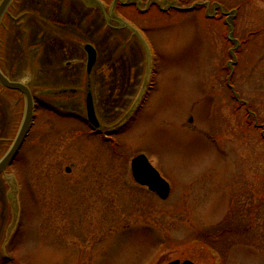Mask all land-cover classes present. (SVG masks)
<instances>
[{
  "label": "rangeland",
  "instance_id": "obj_1",
  "mask_svg": "<svg viewBox=\"0 0 264 264\" xmlns=\"http://www.w3.org/2000/svg\"><path fill=\"white\" fill-rule=\"evenodd\" d=\"M62 1L17 0L27 27L0 28L5 71L37 104L6 169L16 213L0 175V264H264V0ZM54 13L52 34L76 41L33 40ZM15 100L0 90V156L23 117ZM138 152L166 199L133 180Z\"/></svg>",
  "mask_w": 264,
  "mask_h": 264
},
{
  "label": "water",
  "instance_id": "obj_2",
  "mask_svg": "<svg viewBox=\"0 0 264 264\" xmlns=\"http://www.w3.org/2000/svg\"><path fill=\"white\" fill-rule=\"evenodd\" d=\"M10 2L11 0H1L0 20ZM85 49L87 51V71L89 72L93 67V65L95 64L97 53L95 48L91 44H86ZM0 84L9 89H14L22 92L25 98L24 115L19 130L17 132V135L13 140L12 144L10 145V147L8 148V150L0 158V174H1L4 173L6 167L14 159L15 155L19 150V147L21 146L30 128L33 119L34 100L32 93L26 84L20 81L9 79L7 76L4 75L1 68H0ZM86 112L89 123L95 128L98 127L99 122L95 114L93 99L90 92L87 93ZM131 168H132L133 176L136 179V181H138L141 184L148 185V187L151 190L156 191L158 195H160V197L162 198H166L168 196L170 191L169 183L160 175L158 170L155 167H153V165L149 162V160L144 154H139L132 159ZM4 177L10 185V189L7 193V197L10 201L12 209L16 213L18 209L17 207L18 186L12 174L5 173ZM166 264H194V263L191 260H184L181 262L180 260L176 259Z\"/></svg>",
  "mask_w": 264,
  "mask_h": 264
},
{
  "label": "flooded vegetation",
  "instance_id": "obj_3",
  "mask_svg": "<svg viewBox=\"0 0 264 264\" xmlns=\"http://www.w3.org/2000/svg\"><path fill=\"white\" fill-rule=\"evenodd\" d=\"M64 1V2H63ZM62 1V3H61V5L60 4H58V6H59V11L61 12V9L63 8H65V5L64 4H66L67 2H66V0H63ZM78 2H79V4L81 5V3H83L84 1H86V0H77ZM139 1V0H138ZM74 2L75 3H72V5L75 7V8H77V6H78V4H77V2L74 0ZM148 2V3H147ZM147 2H146V5H149L150 4V1L149 0H147ZM16 3H17V0H12V2L10 3V5L8 6V8H7V10L5 11V13H4V15H3V24H2V28L3 29H5L6 28V24H7V21H9V22H11L12 24H14V25H17V26H19V27H22V25L24 26V27H27L26 25H25V22H27V20L25 21L24 19H23V16H21V14L20 13H17L16 15H15V12H16V10H17V7H16ZM158 3L160 4V1H158ZM129 4H134V3H129ZM136 4V3H135ZM139 4H140V2H139ZM138 4V5H139ZM70 5H71V3H70ZM174 5V4H173ZM243 4H237V7H241ZM137 6V5H136ZM167 7H169V5L168 6H166L165 8H167ZM136 8H139V9H142V8H140V7H136ZM143 8H145V7H143ZM54 14H56L57 16H56V18H46V19H44V21H46V23H45V25H43V26H41V28L37 31V33L36 34H34L33 35V40L34 41H39V42H41L42 40H52L53 39V41L54 40H58L59 38H61L62 40H65V41H76V38L78 37V35L75 33V31H74V33H72L71 35H69V36H59L56 32H53L54 34H52V31H53V28L55 29V28H61V27H63L64 25L63 24H61V23H63V22H65L63 19H62V15L61 14H57V13H54ZM74 22H76L75 20H74ZM80 23H82V20L80 21ZM121 24V26H122V28L124 27V24H123V22H121L120 23ZM66 29H69V27H66ZM24 39V38H23ZM30 39V36H29V38H28V40ZM39 39V40H38ZM60 39V40H61ZM28 42V41H27ZM17 104V103H16ZM17 106V105H16Z\"/></svg>",
  "mask_w": 264,
  "mask_h": 264
},
{
  "label": "trees",
  "instance_id": "obj_4",
  "mask_svg": "<svg viewBox=\"0 0 264 264\" xmlns=\"http://www.w3.org/2000/svg\"><path fill=\"white\" fill-rule=\"evenodd\" d=\"M235 231H236L235 228H230L229 226H225V227H222L219 232L217 231V232H213V233L219 237H224L226 234L229 235V234L234 233ZM211 235H212L211 232L205 231V238H207L208 236H211Z\"/></svg>",
  "mask_w": 264,
  "mask_h": 264
}]
</instances>
